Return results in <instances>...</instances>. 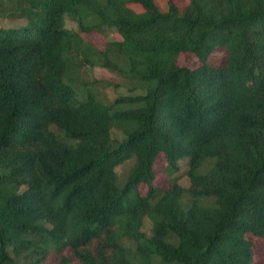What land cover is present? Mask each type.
<instances>
[{
    "label": "trees",
    "instance_id": "1",
    "mask_svg": "<svg viewBox=\"0 0 264 264\" xmlns=\"http://www.w3.org/2000/svg\"><path fill=\"white\" fill-rule=\"evenodd\" d=\"M0 7L26 20L0 28V264H264L246 237L264 241V0ZM106 29L122 39L102 51L82 37ZM185 53L199 64L178 66ZM95 65L137 87L102 98Z\"/></svg>",
    "mask_w": 264,
    "mask_h": 264
},
{
    "label": "rangeland",
    "instance_id": "2",
    "mask_svg": "<svg viewBox=\"0 0 264 264\" xmlns=\"http://www.w3.org/2000/svg\"><path fill=\"white\" fill-rule=\"evenodd\" d=\"M167 1L168 0H156V4L160 11H164L166 9ZM171 1L174 2L178 9H183L188 4V0ZM129 7L135 12H141V8L138 5L131 4L129 5ZM25 22L26 20L24 18H19L16 16V11H12V9L9 7H0V28L8 29L21 27L25 24ZM64 28L70 31L78 30L77 23L67 17H65L64 19ZM82 37L88 44L93 46L98 51H102L109 41H119L122 39L121 35L113 29H106L103 33H88L86 35H82ZM223 54L224 52L222 50H214L207 58L208 63L211 65L220 63ZM176 62L178 66L188 68H193L194 66H197L199 64L196 57L190 53L179 55ZM85 73V77L88 81H90L91 83H93L94 81L98 82L93 84H95L94 88L97 90L99 96L104 99H108L109 101L114 99L118 95H128L130 93V89H135V87H137L136 85H134L133 81L124 79L115 70H107L95 65L87 66V68L85 69ZM186 163L187 161L185 159L178 161V172L173 175V177L177 178L178 184L183 188L188 187V179L184 174L186 171ZM130 165L131 161L129 160L121 166L117 167L115 171L117 172V174H120V176H122ZM165 166L166 161L164 156L162 154L157 155L154 164L156 179L155 186L161 188H167L169 186V181L164 175ZM138 190L141 194H145L146 192V188L144 186H139ZM149 228L150 223L146 219L143 222L141 230L146 235H149ZM246 237L252 240L254 261L264 262V241L253 238L249 235H246ZM63 254L65 258L72 260V253L70 249H65ZM44 264H57V257L48 258Z\"/></svg>",
    "mask_w": 264,
    "mask_h": 264
}]
</instances>
